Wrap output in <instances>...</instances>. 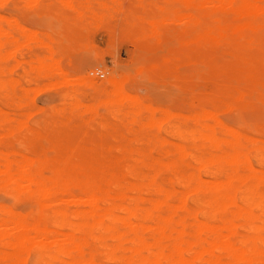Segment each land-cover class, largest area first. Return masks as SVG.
<instances>
[{"label":"bare ground","instance_id":"bare-ground-1","mask_svg":"<svg viewBox=\"0 0 264 264\" xmlns=\"http://www.w3.org/2000/svg\"><path fill=\"white\" fill-rule=\"evenodd\" d=\"M35 1L39 2L34 0L33 4L27 0L33 5L25 4L37 7ZM70 1L59 0V4L77 15L84 13L78 8L85 5L77 8ZM8 2L0 0V5ZM19 3L22 5L21 0L17 6ZM100 3V11L108 10L107 4ZM164 3L162 7L143 2L137 3V8H129L127 31L136 38L142 51L153 54L145 57L147 74L161 77L169 66L166 56L158 57L155 53L162 48L165 21L169 19L166 15L175 16L179 10L192 11L188 31L196 42L199 58V84L196 88L194 84L198 91V116H194L197 129L182 136L183 145L175 152H165L166 164L146 166L143 173L137 168L141 165L122 168L84 165L102 156L99 152L87 153V144L102 142L104 137L108 141L121 137L109 131L103 136L60 125L47 134L49 149L43 148L41 140L32 135L31 139L23 138L19 148L13 150L12 118L0 107V189L12 201L10 206L0 204V264H264V193L255 186L253 196L241 197L235 193V184H264V125L256 130L257 138L225 125L213 109H206L211 100L206 99L203 89L207 81L212 83L217 93L214 95L225 98L227 101L222 105L229 104L228 109L234 107L257 116L264 110V0H164ZM86 6L89 9V4ZM90 9L101 21L104 13L94 14L93 8ZM3 19L0 15V24ZM71 22L69 17L64 20L66 25ZM1 26L0 62L3 63L12 59L5 51L6 44H18L16 48L21 44ZM12 48L9 51L15 49ZM221 48L231 56L229 59L224 57V50L220 52ZM51 51H47L50 60ZM37 58L40 72L43 69L46 73L45 67L51 68L50 73L54 71L52 61L48 67L43 64L44 58ZM100 63V60L95 62ZM78 84L100 98L98 106L105 105L112 117L115 112L120 113L119 105L127 104L129 111L120 114L122 119L131 117V121L136 119L145 127L160 125L162 119L150 107L143 108L147 125L139 118L140 100L127 93L123 79L110 75L97 86L89 77H82ZM11 85L7 80L0 86L1 99L6 105L11 97ZM78 99L75 97L70 102L69 114L83 122L91 114L88 121L94 122L97 108L84 107ZM20 121L22 130L24 123ZM100 126L106 127L103 123ZM158 137L153 135L154 140ZM110 154L116 160L133 155L145 159L150 155L131 149H116ZM120 172L132 179L138 176L140 181L121 183ZM202 175L210 180L205 181ZM118 184H130L127 188L138 192V196H127L121 188L117 189ZM174 184L186 191L173 189ZM208 184L223 188L225 195L216 201L202 197ZM139 192H144L147 198H141ZM229 208L234 210L230 212ZM238 228L243 233H238ZM125 252L129 256H124Z\"/></svg>","mask_w":264,"mask_h":264},{"label":"rangeland","instance_id":"rangeland-1","mask_svg":"<svg viewBox=\"0 0 264 264\" xmlns=\"http://www.w3.org/2000/svg\"><path fill=\"white\" fill-rule=\"evenodd\" d=\"M19 1L20 0H10L7 4H2L3 6L0 5L2 6L0 7V15L2 18H5V20L3 19L5 22L3 21L0 24V26L2 25L1 29L4 28L2 30L10 32L13 38H17L18 43L21 44L17 48L16 46L18 44L14 46L6 44L5 51L11 55L12 59L4 61L3 63L0 62V81L2 80L0 86L1 83L7 80L12 84V91H10L11 97H9L7 105L6 101L1 99L3 98V94L1 93L2 90L0 91V107H3L1 108L3 111L9 112V118H12L11 131L13 133L10 138V143L12 144L10 146L12 149H18L21 140L23 138L26 140L29 138L31 139L32 135L35 139L41 140V146L43 148L49 149L50 140L47 138V134H51L50 131H53V129L61 125L72 130H89L90 132H96L103 136H105L104 133L107 131L121 136L112 141L110 139L108 141L106 137H104V141L102 142L96 141L87 144V153L94 154L95 152H99L102 156L99 160L84 162L85 166L92 165L91 167L110 166L122 168L123 165V167L141 165V168L136 167L144 173V168L146 166H152V164L157 166L161 163L162 165L166 164L167 155L165 152H175L180 148L183 145L182 136H184L186 132H194L198 125L197 117H194L198 116V91L194 89V84L195 88L197 84H199V58L196 42L188 31V23L190 22L192 11L190 9L179 10L180 13H177L179 17L177 14H175L177 18L173 15H166L169 17V19L166 20L169 21L167 22L164 20L165 18L163 19L165 21L164 28L166 30L164 29L163 32L162 48L158 49L155 54L158 57L166 56L165 59H167L169 68L165 72V75L161 77H152L146 72L148 67L146 58L150 57V55L153 56V54L148 55L142 51V48H140L141 46L137 44L136 38L127 31L126 14L129 8H137V3L142 4L144 2L149 6L157 3L156 5L163 7L165 5L164 0L70 1L72 5L77 8L80 5H85V8L84 6L78 8L80 13L82 11L84 12L80 14L81 17H79L80 15H77L76 12L64 9V7L59 4V0H39V2H37V7L34 5V7L31 6L32 8L28 5L34 4V0H29L32 2L31 4H29L27 0H21L22 5L19 3L17 6ZM154 1L156 2L154 3ZM26 2L28 5L25 4ZM100 2L107 4L106 9L108 10H103V12L100 11L101 8L99 7H102ZM116 2H120L119 4L121 5L116 4ZM77 3L78 5H76ZM88 4L89 9L93 8L94 14L98 12H101V14L104 13V16L101 17V21L97 19V14L94 16L91 9H88V6H86ZM99 4H101V6ZM91 5L92 7H90ZM28 7L31 9H28ZM181 11L183 12L182 14ZM67 17L71 18L73 21L68 25L64 23ZM88 24L90 26H88ZM8 25H12L13 27L11 26L9 28ZM16 28L20 30H15L14 32ZM184 28L186 30H184ZM47 35L52 38L50 39ZM30 37H36L37 41L33 38L30 39ZM182 42L186 43L183 44ZM46 44H49L51 47L48 48ZM10 48L13 50L9 51ZM49 49L53 50L51 53L53 52L52 58L54 59L51 58L50 60L51 54L47 52L50 51ZM223 50L226 52L223 48L220 49V52L222 53ZM13 53L15 55H13ZM43 55L44 57L45 55L49 57L44 58ZM37 57H39V59L44 58L43 64L46 63L48 67L52 65V70L54 71L51 70L52 72L50 73L51 68L45 69V67L44 70L47 72L45 71L46 73H43V69L40 72V67H38L37 64ZM224 57L229 59L231 56L226 52L224 53ZM31 59L34 61H31ZM98 60H100L101 63L95 64ZM48 62L52 64L50 63L49 65ZM55 63H58L57 66ZM3 65L6 67H3ZM53 66H55V68ZM29 68H31V71ZM96 72L102 74L103 77H97L95 74ZM47 73L49 76L46 75ZM110 75L117 77L119 80L123 79L127 93L140 100V106L138 108L141 109V114L138 113V108L137 113L139 114V118L141 117L143 119L144 124H146L145 117H147V114L143 113L145 107L156 110V117L160 120L162 119V122L160 121V125H158L159 127L157 125L152 127L148 125L149 127H145L142 122L139 123L136 119L135 122L131 121V117L122 119L120 114H124L127 110L129 111V106L127 104L119 105L117 110H119L120 113L115 112L112 117V114L105 105L100 103L98 106L101 99H98L89 88L79 87V79L82 77H89V79L93 80L98 86L104 83ZM26 77L29 80H27ZM203 89L206 99L209 101L211 100L210 102L212 103L209 102L206 105V109H213V111L216 112L217 118L225 125L235 128L247 136L256 137V130L264 125V110L259 111L258 116L256 114L243 112L234 107L229 108L231 109L229 110V104L228 107L227 105H222L227 100L222 96L214 95L217 93L212 83L207 81ZM73 90L77 92V94ZM70 97L79 98L78 100L84 107H94V109L96 107L97 109H95V111L98 110V117L96 120L94 122L88 121V118L91 119L92 117L91 114H89V117H84V122L73 117V114H69L70 102L73 99ZM224 109L225 111H223ZM166 113H168V115ZM93 118H95V116ZM19 121L24 123L21 125L22 130H20ZM101 123L105 124L106 127L100 126ZM153 135L159 136L158 140H154ZM109 147L111 149H108ZM12 149L10 148V150ZM116 149H124L126 151L130 149L133 151L141 150L143 153L150 155L144 157L145 159H141L135 155L131 157L126 155L128 159L125 157V159L116 160L115 156L113 157V155L110 154H114ZM253 162L255 161L253 160ZM103 175L106 176V174ZM103 175L101 177H103ZM118 175L119 177L122 175L124 179L126 174L124 175V172L122 174L120 172ZM162 176L166 178L167 174H163ZM125 178V180H120L121 183H126V181H130L129 183H131L135 180L138 182L140 181L138 176L137 179L134 177L135 180L132 179L133 177L130 175H126ZM202 178L205 181L210 180L203 175ZM129 185L130 184H121L119 186L122 187L118 186L117 189L121 188L120 190L126 192V195L129 197L136 196L138 192L134 193L129 187L127 188ZM125 186L129 190H126ZM173 186V189L175 188L177 191H186L178 184H174ZM212 186L213 185L209 186L208 184L207 189L202 192L201 196L215 201L220 200L222 196L225 195V190ZM254 186L257 187L259 192L264 193V184H235V193L241 197L253 196L252 187ZM113 189L116 190V188H110L111 191ZM74 191L77 190L75 189ZM140 193H142V197ZM139 195L143 199L147 198L144 192H139ZM188 196L190 197L191 194H188ZM0 204L7 206L12 204L10 198L1 189ZM232 209L233 208H229L228 211L231 212L234 210ZM177 215H181V213L178 212ZM236 224H238V222H236ZM237 230L238 233H243L240 228ZM123 255L129 256V253L125 252Z\"/></svg>","mask_w":264,"mask_h":264},{"label":"built area","instance_id":"built-area-1","mask_svg":"<svg viewBox=\"0 0 264 264\" xmlns=\"http://www.w3.org/2000/svg\"><path fill=\"white\" fill-rule=\"evenodd\" d=\"M95 74H96V76L99 77V78H102V77H103V75L100 74L99 72H96Z\"/></svg>","mask_w":264,"mask_h":264}]
</instances>
